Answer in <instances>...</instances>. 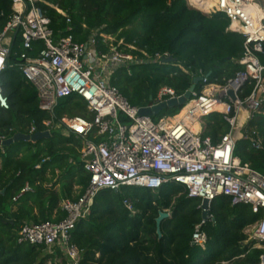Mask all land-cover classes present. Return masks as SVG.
I'll list each match as a JSON object with an SVG mask.
<instances>
[{"label": "trees", "instance_id": "obj_1", "mask_svg": "<svg viewBox=\"0 0 264 264\" xmlns=\"http://www.w3.org/2000/svg\"><path fill=\"white\" fill-rule=\"evenodd\" d=\"M215 3L203 0L194 5L207 11ZM39 6L51 19L56 39L70 36L83 43L98 31L136 47L126 51L138 57H144L142 52L149 56L168 53L176 59L168 64L140 63L116 72L112 84L133 106H149L163 86L182 95L195 78L205 76L209 83L223 84L243 69L238 61L244 55V36L228 31L230 22L223 13L206 15L191 8L187 0H44ZM12 8L13 0H0V30ZM57 9L69 16L70 23ZM41 48V43H35L29 55L35 57ZM107 49L101 45L102 51ZM22 52V39L16 35L0 75L8 102V108L0 105V140L16 133L28 135L32 127L50 136L37 143L20 141L0 148V264H68L66 259L57 262L62 257L59 250L50 255L43 247L18 243V232L27 223L62 219L61 198L76 200L88 186L90 176L81 159L83 141L64 133L60 119L65 115L91 119V115L77 95L62 99L52 114L41 111L36 89L20 70ZM258 58L264 65V45ZM252 88L246 86L244 95ZM202 89L198 83L195 90ZM181 109L163 110L155 119L174 116ZM229 130L222 115L212 114L205 120L203 136L216 142ZM252 130L263 139L262 150L252 149L246 139L244 132ZM240 132L235 137V155L264 175V103ZM27 186L30 190L22 193ZM75 186L79 194L73 196ZM126 199L134 212L124 205ZM200 205V199L189 198L185 187L176 183L154 191L129 186L119 192L102 189L90 215L72 232V243L82 252L81 264H260L264 248L254 247L255 240L244 244L248 240L245 229L260 215L248 205L233 206L228 196L216 198L210 207L213 221L203 226L208 241L202 248L192 244L195 226L202 220ZM161 211L170 217L162 222L159 238L155 220Z\"/></svg>", "mask_w": 264, "mask_h": 264}, {"label": "built area", "instance_id": "obj_2", "mask_svg": "<svg viewBox=\"0 0 264 264\" xmlns=\"http://www.w3.org/2000/svg\"><path fill=\"white\" fill-rule=\"evenodd\" d=\"M43 2L13 0V13L0 30V75L7 65L13 40L20 35L23 45L20 70L37 91L39 109L52 114L62 99L71 95L82 99L91 119L65 115L60 126L83 141L81 159L90 181L78 199L63 201L62 219L21 226L18 243L43 247L50 255L59 250L62 257L57 262L66 259L68 264H81L82 252L72 243V232L90 215L100 190L119 192L129 186L154 191L176 183L185 187L189 198L201 200L198 207L201 215L205 211L203 200L209 201L210 211L212 202L220 196H228L233 206H250L261 217L245 229L248 240L244 244L255 240L254 247L264 248V175L235 155L236 130H244L264 103V65L258 58L264 45V8L260 7L263 14H256L250 5L253 2L260 6L257 0H216L207 11L187 0L191 8L206 15L223 13L230 22L228 31L244 36V55L238 61L243 69L223 84L209 83L201 76V92L194 90L176 115L157 120V116L140 115V109L145 107L133 106L112 80L121 68L162 63L171 56L168 53L149 56L142 52L144 57H138L126 51V48L138 50L136 47L98 31L83 43L73 41L70 36L56 39L51 19L39 6ZM57 11L70 23L65 12ZM35 43H41L42 48L31 57L29 53ZM101 45L107 51H102ZM248 85L253 86L252 91L244 95ZM2 95L0 83V101ZM182 95L163 86L146 107ZM212 114L222 115L230 126L229 132L216 142L203 136L205 120ZM34 133L36 129L32 127L29 135ZM244 135L252 149H263V139L257 131H245ZM28 190L27 186L22 193ZM124 205L134 212L130 200H124ZM211 221L212 215L195 226L192 244L205 248L208 237L203 226ZM260 264H264V255Z\"/></svg>", "mask_w": 264, "mask_h": 264}, {"label": "water", "instance_id": "obj_3", "mask_svg": "<svg viewBox=\"0 0 264 264\" xmlns=\"http://www.w3.org/2000/svg\"><path fill=\"white\" fill-rule=\"evenodd\" d=\"M176 62V59L173 57L165 58L163 59L162 63L168 64V63ZM201 78H195L194 83L192 87L182 96H180L178 99H172L169 100L166 103H161L159 105L153 106V107H145L140 109V115L142 116H149V117H156L158 116L163 110L169 109V108H176L178 106H184L187 102V100L190 98L191 93L195 90L196 85L200 83ZM232 96L233 94L230 93ZM235 98V96H233ZM0 105L3 107L8 108V102L7 99L2 95ZM50 136V132H36L32 135H26L23 133H16L13 137L8 138L6 140H0V148L9 146L15 142L20 141H26V142H32L37 143L38 141L47 138ZM202 208L205 209V211L202 213V219L207 220L208 217L211 215L209 211V201L207 199H204L202 202ZM170 217V214L165 211L159 212V216L156 218V233L159 236V238L162 237V230L161 225L164 220Z\"/></svg>", "mask_w": 264, "mask_h": 264}, {"label": "rangeland", "instance_id": "obj_4", "mask_svg": "<svg viewBox=\"0 0 264 264\" xmlns=\"http://www.w3.org/2000/svg\"><path fill=\"white\" fill-rule=\"evenodd\" d=\"M256 3L259 4L260 7L264 8V0H257ZM112 38L115 39L114 37H112ZM59 128H61V127H59ZM61 130H63L64 133H67L63 128H61ZM241 133L242 132H240V130H236L235 136H239V135H241ZM78 194H79V187L75 186L74 189H73V196L78 195Z\"/></svg>", "mask_w": 264, "mask_h": 264}, {"label": "bare ground", "instance_id": "obj_5", "mask_svg": "<svg viewBox=\"0 0 264 264\" xmlns=\"http://www.w3.org/2000/svg\"><path fill=\"white\" fill-rule=\"evenodd\" d=\"M191 2H192V4L194 5V4H199V3L203 2V0H192ZM250 5H251L252 10H253L256 14H263V12H262L260 6H257V5L254 4L253 2H250ZM194 6H195V5H194Z\"/></svg>", "mask_w": 264, "mask_h": 264}, {"label": "crops", "instance_id": "obj_6", "mask_svg": "<svg viewBox=\"0 0 264 264\" xmlns=\"http://www.w3.org/2000/svg\"><path fill=\"white\" fill-rule=\"evenodd\" d=\"M48 173H49V172H48ZM49 176H51V175H49ZM29 190H30V188H29ZM29 190H28V191H29ZM56 190L60 192V186H59V185L56 187ZM64 200H67V199H66V198H61L60 206L62 205V203H63ZM35 212H37V209H35ZM54 217H55V216H54Z\"/></svg>", "mask_w": 264, "mask_h": 264}]
</instances>
